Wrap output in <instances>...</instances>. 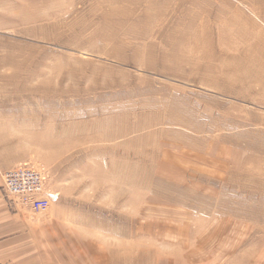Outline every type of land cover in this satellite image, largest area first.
Segmentation results:
<instances>
[{"label":"rangeland","instance_id":"1","mask_svg":"<svg viewBox=\"0 0 264 264\" xmlns=\"http://www.w3.org/2000/svg\"><path fill=\"white\" fill-rule=\"evenodd\" d=\"M259 38L264 0H0V264H264Z\"/></svg>","mask_w":264,"mask_h":264},{"label":"built area","instance_id":"2","mask_svg":"<svg viewBox=\"0 0 264 264\" xmlns=\"http://www.w3.org/2000/svg\"><path fill=\"white\" fill-rule=\"evenodd\" d=\"M45 177L30 167L17 166L3 173V186L34 212H41L48 206L44 196Z\"/></svg>","mask_w":264,"mask_h":264},{"label":"bare ground","instance_id":"3","mask_svg":"<svg viewBox=\"0 0 264 264\" xmlns=\"http://www.w3.org/2000/svg\"><path fill=\"white\" fill-rule=\"evenodd\" d=\"M191 21H196V20H191ZM242 24V23H241ZM245 25V24H244ZM250 25H253V24H250ZM243 26V25H242ZM254 27H255V25H254ZM247 29H249V28H247ZM256 30V29H255ZM242 31V30H241ZM241 31H240V33H241ZM243 33L242 34H245V31L243 30L242 31ZM188 35H190V34H188ZM204 35V33H202V32H200V31H198V30H196L195 32H193V34H192V36H194V37H201V36H203ZM262 35V34H261ZM263 36V35H262ZM259 42H256V43H254L253 41H251V42H248L247 43V41L248 40H245L246 42H244L243 41V43L245 44V45H239L238 47H236L237 48V61L235 60V63L237 64V65H242V64H245L247 61V51L248 50H251V49H254V50H257L258 51V53L259 54H257V55H255V57H253V59L252 60H254V62H249V63H254V64H260L261 65V67H263L264 66V43L260 40V38L259 39H257ZM202 49H204V46H202ZM262 58V59H261ZM263 61V62H262ZM110 253H112V255L114 256V258H112V257H109V258H112V259H115L116 260V258H117V251L115 252V251H113L112 250V252H110ZM117 254V255H116ZM98 255V254H97ZM111 255V254H110ZM109 255V253H108V256H110ZM111 255V256H112ZM120 255V257H121V253L119 254ZM116 257V258H115ZM134 257V256H133ZM110 260V259H109ZM112 261V260H111ZM117 261V260H116ZM118 262V264H119V261H117ZM116 262V263H117ZM133 262V261H132ZM110 263H112V262H110ZM131 263V262H130ZM121 264V263H120Z\"/></svg>","mask_w":264,"mask_h":264},{"label":"crops","instance_id":"4","mask_svg":"<svg viewBox=\"0 0 264 264\" xmlns=\"http://www.w3.org/2000/svg\"><path fill=\"white\" fill-rule=\"evenodd\" d=\"M1 188H0V241L3 243L13 241L12 238L16 237L17 230V215L11 214L3 199H1ZM23 215V214H22ZM2 239V240H1ZM7 244V243H5ZM4 244V245H5Z\"/></svg>","mask_w":264,"mask_h":264}]
</instances>
